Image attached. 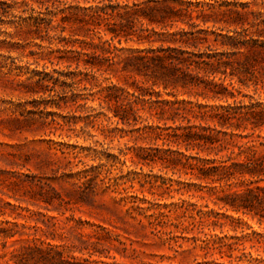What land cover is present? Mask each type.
Listing matches in <instances>:
<instances>
[{"label":"rangeland","instance_id":"1","mask_svg":"<svg viewBox=\"0 0 264 264\" xmlns=\"http://www.w3.org/2000/svg\"><path fill=\"white\" fill-rule=\"evenodd\" d=\"M102 1L0 0V264H264V0L128 1L189 6L227 62L214 77L226 89L220 100L122 71L129 52L169 38L148 40L139 23L120 43L105 26L85 37L71 12ZM178 27L188 29L170 32ZM106 40L119 49L118 65L78 84L86 58L74 50L95 51L78 42ZM112 85L144 99L153 92L230 107L236 117L193 120V131L215 143L187 148L142 131L144 118L114 117L120 101L100 99ZM164 123L171 132L179 121ZM202 164L216 175L198 179Z\"/></svg>","mask_w":264,"mask_h":264},{"label":"trees","instance_id":"2","mask_svg":"<svg viewBox=\"0 0 264 264\" xmlns=\"http://www.w3.org/2000/svg\"><path fill=\"white\" fill-rule=\"evenodd\" d=\"M120 6L117 2L113 5L112 0H103L100 5L79 7L76 6L71 15L73 20L78 22L77 27L79 32L85 37L88 33H94L102 26H105L106 31L111 34V39L126 37L129 31L136 32V23L140 24L138 31L146 33L145 37L149 40L152 36H164L169 38L167 42H162L158 46H150L145 50H137L129 52L125 57L122 71L130 69L131 71L152 80V85L163 86L167 88L171 84H181L185 88H201L211 94L212 98L224 99L226 92L222 83L214 82V77L220 72V67L225 66L227 62L223 60V54L214 52L209 44L207 30L197 29L198 24L192 21V10L187 6L186 8L176 9L174 6H140L132 2L128 4L129 0ZM106 2V3H105ZM155 0H146V3H156ZM201 14L202 12H198ZM54 16V14H52ZM186 18L187 20H185ZM197 19L200 15L196 16ZM203 19V18H202ZM204 20V19H203ZM52 22V20H50ZM112 21V22H111ZM116 21H119L121 30H118ZM64 22V21H62ZM178 24H185L188 26L186 30L183 27H178L176 30H170ZM215 32L213 31V34ZM214 41H217L218 35L214 34ZM139 37V36H138ZM229 41H234V38L229 37ZM79 45L92 47L95 51L87 53L86 49L81 48L74 50L76 57L86 58L84 62L85 73H78V84L83 82L90 83L95 80V74L107 73L113 71L116 67L115 58L117 54L116 47H110L108 40L93 44L92 42L79 41ZM223 45V42L221 43ZM204 47L201 50V47ZM213 76V79L208 78ZM86 89V87H84ZM142 90V88H140ZM101 100L103 103L109 104L113 100L118 103L120 112H115L114 117H118L124 122H129L132 118L134 122L144 121L147 123L142 125V131H152L157 137L169 140L174 138L173 142L180 144L185 143L187 148L189 146L201 147L213 145L215 143V135H200L193 131L192 121L199 119L201 121L219 120L227 121L230 118L236 117L231 112L230 107L223 106L208 107L207 105L193 104L192 102L184 101H166L155 95L153 99V92L149 93V97L144 99L145 95L124 94V90L116 85L108 86L100 91ZM147 113L148 116H145ZM261 112L251 113V116H259ZM233 115V116H232ZM239 119H248V112L239 114ZM152 120L153 123H148ZM171 121L179 124L171 132H166L170 126L166 128L161 127L160 122ZM186 124H183V123ZM204 128L203 131H207ZM182 130V134L177 131ZM198 171V179H207L216 174L218 167H209L204 164L196 166ZM237 196V195H236ZM51 199V198H50ZM47 197L45 202H51ZM233 209H237V205L233 202L229 204ZM6 238L12 237L5 234Z\"/></svg>","mask_w":264,"mask_h":264}]
</instances>
